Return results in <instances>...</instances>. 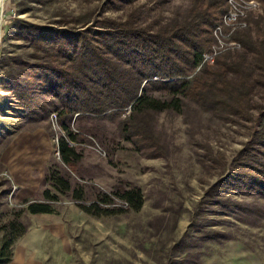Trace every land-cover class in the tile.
<instances>
[{
    "label": "rangeland",
    "instance_id": "374dc122",
    "mask_svg": "<svg viewBox=\"0 0 264 264\" xmlns=\"http://www.w3.org/2000/svg\"><path fill=\"white\" fill-rule=\"evenodd\" d=\"M113 2L0 0V264H19L16 253L21 264L28 263L27 255L38 264H264V198L220 182L235 173V158L263 122L264 90L250 88L255 75L250 57L240 59L241 46L209 63L229 53L226 61L241 64V74L233 71L224 78L228 101L239 111L214 113L180 98L178 110L139 116L157 145L153 157L147 155L151 149L140 151L121 135L130 107L119 113L73 114L69 124L78 136L71 140L61 124L60 99L32 89L34 73L27 63L73 62L45 41L44 48L34 47L24 39L27 30L65 29L70 36L101 29L105 22L117 32L127 26L152 32L193 16L192 0ZM240 9L246 26L233 38L241 44L246 34L256 38L263 24L251 20L261 18L264 7L255 1ZM223 23L220 29L228 27ZM212 40L211 32L208 47ZM232 42L225 37L219 48ZM149 95L174 97L159 91ZM62 137L81 154L75 168L60 158ZM61 178L70 184L64 193L63 184L54 185ZM131 187L142 195L138 210L120 196ZM210 190L216 198H207ZM104 195L112 200L102 202ZM212 200L221 203L209 204ZM97 201L110 212L98 216L84 210ZM31 202L49 203L51 210L33 214Z\"/></svg>",
    "mask_w": 264,
    "mask_h": 264
},
{
    "label": "trees",
    "instance_id": "16d2710c",
    "mask_svg": "<svg viewBox=\"0 0 264 264\" xmlns=\"http://www.w3.org/2000/svg\"><path fill=\"white\" fill-rule=\"evenodd\" d=\"M113 1L115 6L116 2L123 4L132 0ZM244 1L260 2L264 7V0ZM192 2L191 20L152 32L129 26L117 32L114 27H107L105 22L99 25L101 29L88 28L70 36L65 29H53L47 33L26 31L24 39L29 40L34 47L44 48L45 41L68 61L73 62L65 66L43 62L26 64L34 73L35 87L32 89L40 88L56 95L63 103L61 115L64 116L61 124L71 140H76L78 136L71 131L69 124L73 114L102 115L108 111L119 113L130 107V114L121 121V135L140 151L151 149L147 155L153 157L157 156L158 149L152 148L157 145L154 138L145 131L139 116L169 108L178 110L180 98L196 101L212 109L214 113L223 110L232 113L239 111L238 107L228 101L231 92H228L224 78L233 71L241 74V64L226 61L225 57L228 58L229 53L224 58L217 59L213 66L209 63L212 64L215 60L208 61L194 74L202 54L209 48L211 32L214 39L211 45H215L216 29L227 15L225 10L226 6H230V0ZM260 17L251 20L257 26L263 24L258 26L256 38L252 39L246 34L241 39L240 59L244 56L251 59L250 68L255 77L250 88L259 87L264 90V12ZM240 28L230 31V37L237 43L239 42L233 39V34ZM223 52H219L216 57ZM112 58L114 63L118 62L123 67L112 63ZM190 75L192 76L189 77ZM151 91L174 97L163 100L149 95ZM259 115L263 122L235 158V173L223 177L220 182H230L236 191L264 198V108ZM58 151L64 164L70 168L76 167L81 154L65 137L60 139ZM54 183L56 188L60 184L64 185L63 193L70 189L69 182L62 178L55 179ZM212 190L207 193V198L213 195ZM120 194L132 209L138 210L142 206V195L138 187L124 189ZM215 196L214 194L213 197L216 198ZM46 197H49L48 192ZM110 200L109 195H104L101 199L106 203ZM99 201L94 202L92 207L85 205L84 210L98 216L108 214L109 209L102 208ZM216 203L220 204L221 201H209V204ZM28 209L33 214L51 210L46 202H31ZM15 238L17 236L8 241L7 247L13 244ZM5 256L10 258L11 253Z\"/></svg>",
    "mask_w": 264,
    "mask_h": 264
},
{
    "label": "built area",
    "instance_id": "2783aa9c",
    "mask_svg": "<svg viewBox=\"0 0 264 264\" xmlns=\"http://www.w3.org/2000/svg\"><path fill=\"white\" fill-rule=\"evenodd\" d=\"M225 11L227 12V20L230 21V29H225V30L216 29L215 45H210L209 48L206 51H204L200 63L197 66L198 68H200V66L203 64H207L209 60H215L216 55L219 53V46L221 45L223 39L225 37H230V31L233 30V28H237V22L243 21L242 9H238L236 6L235 7L226 6Z\"/></svg>",
    "mask_w": 264,
    "mask_h": 264
},
{
    "label": "bare ground",
    "instance_id": "6f19581e",
    "mask_svg": "<svg viewBox=\"0 0 264 264\" xmlns=\"http://www.w3.org/2000/svg\"><path fill=\"white\" fill-rule=\"evenodd\" d=\"M247 2H255V1H244V0H239L238 2H236L235 0H230V3L233 5V6H228V7H235V5H238V8L240 9V6L241 5H245ZM243 15V13H242ZM244 19V18H243ZM223 25L225 26H228L230 28V21L227 20V17H226V21L225 23H223ZM245 27L246 24L243 23V21H239L237 22V28H240V27ZM217 30H225V29H220V27L217 28ZM221 46V45H220ZM237 48H240V44L233 41L230 45V47H227L225 50H222L219 48V52H223V51H227V50H233V49H237ZM210 61V60H209Z\"/></svg>",
    "mask_w": 264,
    "mask_h": 264
},
{
    "label": "crops",
    "instance_id": "0c3cea01",
    "mask_svg": "<svg viewBox=\"0 0 264 264\" xmlns=\"http://www.w3.org/2000/svg\"><path fill=\"white\" fill-rule=\"evenodd\" d=\"M23 261V258L20 259L19 255L16 253V256H15V259H14V262H17L19 264H21V262ZM28 263H25V264H38V261H36L35 259H32L30 256L27 255V260H26ZM25 262V261H24ZM34 262V263H32Z\"/></svg>",
    "mask_w": 264,
    "mask_h": 264
}]
</instances>
